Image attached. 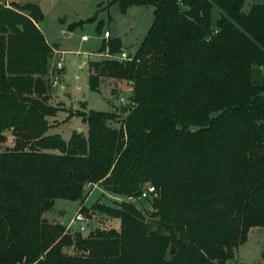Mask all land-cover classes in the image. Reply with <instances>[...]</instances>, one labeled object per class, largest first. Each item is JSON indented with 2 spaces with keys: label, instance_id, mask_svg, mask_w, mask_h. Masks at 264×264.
<instances>
[{
  "label": "trees",
  "instance_id": "trees-1",
  "mask_svg": "<svg viewBox=\"0 0 264 264\" xmlns=\"http://www.w3.org/2000/svg\"><path fill=\"white\" fill-rule=\"evenodd\" d=\"M113 2L153 6L130 60L116 58L112 37L97 50L107 57L87 63L93 91L102 78L132 83L131 107L121 120L77 111L87 134L67 140L47 134L59 110L47 75L58 44L38 26L44 13L35 2L0 3V264H223L250 228H264V3L245 12V0ZM6 131L13 141L2 148ZM147 182L157 188L152 231L127 202L95 204L120 229L85 237L41 217L56 198L83 199L88 183L138 196ZM70 246L77 252L64 253Z\"/></svg>",
  "mask_w": 264,
  "mask_h": 264
},
{
  "label": "rangeland",
  "instance_id": "rangeland-1",
  "mask_svg": "<svg viewBox=\"0 0 264 264\" xmlns=\"http://www.w3.org/2000/svg\"><path fill=\"white\" fill-rule=\"evenodd\" d=\"M28 1L40 5L44 18L38 24L39 28L48 43L58 44L60 50L52 54L47 73L51 84L48 102L59 108L55 116L47 117L50 125L47 134L57 133L65 140L69 138L73 130L78 128L87 134V125L76 115L77 111L92 109L111 112L116 119H123L126 113H122L118 105L126 106L128 112L131 107L129 99L132 94V83L102 78L99 90L93 91L88 84L87 63L89 60L107 57L104 53H97L105 31L108 32L107 38L118 37L121 40V52H126L129 56L133 55L153 20V6L129 5L125 11H121L118 4L113 2L114 0H11L4 5L12 7V3L21 5ZM256 3H264V0H245L242 10L246 12L252 4ZM220 12L216 6L213 8L212 26L215 25ZM80 21L82 23H78ZM98 24L101 26L100 33L96 30ZM57 60L62 61L64 69L58 78L52 70ZM262 74L264 75V68ZM55 79H57L56 84H54ZM61 84L64 85L63 88ZM108 125L117 128L119 123L109 121ZM5 134L7 141L2 148L11 146L13 141L9 131ZM44 151L59 153L49 149ZM95 184L94 187L85 185L84 197L81 200L72 201L63 197L54 199L51 208L43 212L41 217L48 223L63 225L69 233L79 232L85 237L91 231L98 229L116 231L120 229V218L99 212L94 208L95 204L119 208L121 203L127 202L133 203L141 212L147 230H154L157 218L151 214L154 211L152 204L156 198L155 195L146 199H139L138 196L114 195L106 191L100 183ZM148 184L150 183H144L143 186ZM155 189L157 190L156 187ZM78 212L87 216L89 223L75 221L69 226V222ZM81 225L85 226L84 230H80ZM156 246L159 248V245ZM172 246L175 247L172 242H162L161 247L165 256L170 254L169 250ZM263 249L264 228L252 227L247 232L246 241L235 248L233 257L223 264H264L261 257ZM63 252L72 255L77 250L75 246H70L63 248Z\"/></svg>",
  "mask_w": 264,
  "mask_h": 264
},
{
  "label": "built area",
  "instance_id": "built-area-1",
  "mask_svg": "<svg viewBox=\"0 0 264 264\" xmlns=\"http://www.w3.org/2000/svg\"><path fill=\"white\" fill-rule=\"evenodd\" d=\"M8 1H11V0H2L3 3H6ZM103 37L104 38L108 37V32L107 31L104 32ZM56 52H59V51H56ZM116 58H118L120 60H130L131 59V57L126 52H121ZM55 68L57 70L63 69V65H62V61L61 60H57V62L55 64ZM56 83H57V79L54 80V84H56ZM87 185L90 186V187L96 186V184H92V183H88ZM155 194H156L155 187L153 185H151V184H148V185H145V186L142 187V189L140 191V194L138 195V198L139 199H146L148 197L154 196ZM75 221H80V222H83V223H89V218L87 216H85L84 214L78 212V213L75 214L74 218L69 222V226H70L71 223H73ZM84 229H85V226L81 225L80 226V230H84Z\"/></svg>",
  "mask_w": 264,
  "mask_h": 264
},
{
  "label": "water",
  "instance_id": "water-1",
  "mask_svg": "<svg viewBox=\"0 0 264 264\" xmlns=\"http://www.w3.org/2000/svg\"><path fill=\"white\" fill-rule=\"evenodd\" d=\"M118 107H119V109H120V111H121L122 113H126V112H127V107H126V106H124V105H118ZM77 131H78V132H81V128H78ZM61 214H62V213H61ZM174 252H175V249H174V247L172 246L171 249H170V251H169V253H170V254H173Z\"/></svg>",
  "mask_w": 264,
  "mask_h": 264
},
{
  "label": "crops",
  "instance_id": "crops-1",
  "mask_svg": "<svg viewBox=\"0 0 264 264\" xmlns=\"http://www.w3.org/2000/svg\"><path fill=\"white\" fill-rule=\"evenodd\" d=\"M39 26V25H38ZM84 38V37H83ZM48 42V41H47ZM58 51H60L59 49H57ZM64 87V85L63 84H61V88H63Z\"/></svg>",
  "mask_w": 264,
  "mask_h": 264
}]
</instances>
